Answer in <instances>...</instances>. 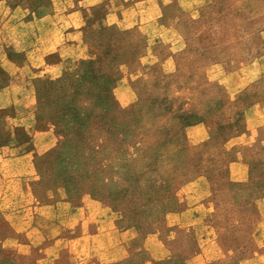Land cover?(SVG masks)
Here are the masks:
<instances>
[{"label": "rangeland", "instance_id": "1", "mask_svg": "<svg viewBox=\"0 0 264 264\" xmlns=\"http://www.w3.org/2000/svg\"><path fill=\"white\" fill-rule=\"evenodd\" d=\"M100 24L131 32L132 53L93 104L68 77L104 47ZM36 119L68 132L56 185L34 184L61 139ZM0 136L4 248L37 264L48 246V264H264V0H0ZM63 200L110 220L113 260L73 253L101 224L40 208Z\"/></svg>", "mask_w": 264, "mask_h": 264}, {"label": "trees", "instance_id": "2", "mask_svg": "<svg viewBox=\"0 0 264 264\" xmlns=\"http://www.w3.org/2000/svg\"><path fill=\"white\" fill-rule=\"evenodd\" d=\"M94 22L89 23L91 27L93 26ZM111 27H108L107 25L100 24L98 25L94 30L96 34L105 35V45L102 49L100 48L101 43H95V45H91L94 49V52L91 53V66H87L86 69H81V71H75V73L71 74V76L68 77L70 82L74 84V87L77 89L83 88L85 84H88L89 88L94 90L95 92V101L93 104H96V102L105 101V103L108 101L105 96V93L108 90V86L110 83L114 81V77L118 76L119 69L117 64L114 63L115 59L117 57H121L124 54H131L132 51L130 50V47L126 48V46L130 45V41H126V37H124L123 34L126 33V36H131V32H124L119 30H112ZM108 30V31H107ZM108 40V42H107ZM58 82V81H57ZM77 84H82L83 86L80 88L77 86ZM87 89V88H86ZM102 106V103H101ZM68 109L65 108L57 114L58 117H62L64 120L65 117L68 115L67 113ZM76 112V115L73 119H75V130L79 128L80 131H77L75 135L77 137H82L83 132L85 128L80 126V122H82L83 115L81 114L80 109L78 108ZM83 111V109H82ZM62 112V113H61ZM78 112V113H77ZM99 113V111H96L93 114ZM60 115V116H59ZM38 126H42L41 123L45 122L47 126L51 125L55 127L57 134L61 137L59 140L57 146L53 148L50 152L44 153L43 155L37 156L34 162V166L36 168V171L39 175V180L35 181L34 184L36 185H56L60 183V180L57 179L53 172V164L56 160L60 159L61 156L64 155L66 150L62 152V147L68 146L66 141L68 140V132L64 129V127L61 125V121L59 122L56 119H48L47 121H41L39 119L35 120ZM3 137L0 136V141L3 142ZM74 141V140H73ZM78 148V145L75 143V148ZM70 152V149L68 150ZM63 153V154H62ZM4 223H7L6 221H3ZM0 257L3 259L6 258H15L19 264H37V259H30L27 255L17 253L13 249L4 248L0 245ZM120 264V263H116Z\"/></svg>", "mask_w": 264, "mask_h": 264}, {"label": "crops", "instance_id": "3", "mask_svg": "<svg viewBox=\"0 0 264 264\" xmlns=\"http://www.w3.org/2000/svg\"><path fill=\"white\" fill-rule=\"evenodd\" d=\"M138 14V13H136ZM135 23L138 24V20H135ZM94 206V202H89L86 205H82V206H73L71 205V203L63 200V201H59L56 204H52V205H44V206H40V208H47V209H53V208H62V209H69L71 210V218L76 219L77 221L81 220V223L83 225L88 224L91 220H96V221H100L99 223L101 224V226H99V229L101 230L100 233L98 232V234H94L96 237H98L100 244L95 245V247L93 246V242L90 244L87 241H95V236L85 230H83L84 235L81 236H77L75 238H71V245L72 247H70L71 249H73V253L76 254L77 257L80 256V254H84L85 250L88 249L89 253L90 250H93V255L97 256V259L102 263L104 262H109L110 260H113V256L116 253H119V251L122 249L120 247L117 246V244L113 243V241H111V239L113 238L111 236L112 231L108 230V224H109V219L108 218H104V219H97L95 216H93V212L91 211V207ZM34 208H36L37 206H33ZM39 207V206H38ZM64 214H66V212H64ZM75 217V218H74ZM102 224H106L107 225V229L105 230L102 226ZM106 231V232H104ZM113 234V233H112ZM58 240V239H57ZM55 240V241H57ZM78 241V243H73L75 241ZM84 240V242H83ZM79 244V246H78ZM47 249V250H46ZM44 250V255L43 258H41L39 260L40 264H48L49 259H47L48 255V248H46ZM72 252V251H71ZM111 257V259L109 258Z\"/></svg>", "mask_w": 264, "mask_h": 264}]
</instances>
